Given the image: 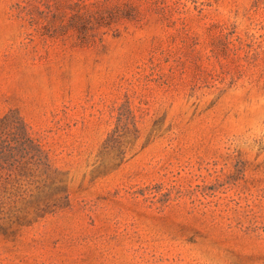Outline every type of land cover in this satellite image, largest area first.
Returning a JSON list of instances; mask_svg holds the SVG:
<instances>
[{"label": "rangeland", "instance_id": "374dc122", "mask_svg": "<svg viewBox=\"0 0 264 264\" xmlns=\"http://www.w3.org/2000/svg\"><path fill=\"white\" fill-rule=\"evenodd\" d=\"M0 264H264V0H0Z\"/></svg>", "mask_w": 264, "mask_h": 264}]
</instances>
